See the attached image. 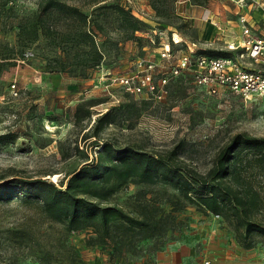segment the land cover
<instances>
[{
    "label": "rangeland",
    "instance_id": "rangeland-1",
    "mask_svg": "<svg viewBox=\"0 0 264 264\" xmlns=\"http://www.w3.org/2000/svg\"><path fill=\"white\" fill-rule=\"evenodd\" d=\"M40 1L14 0L8 4L13 11L1 8V42L20 47L18 24L34 14ZM67 1L98 23L99 65L87 59L88 43L68 36L74 21L65 17L53 32L27 45L23 55L15 53L12 63L0 65V177L67 182L82 166L104 160L100 151L107 141L156 154L178 148L183 164L208 174L234 134L264 135V95L246 98L228 89L210 94L187 73L172 78L169 95L155 100L135 98L101 79L108 69L132 72L140 57L159 62L161 42L173 31L202 51H228L218 39L212 13L225 10L220 32L234 33L227 27L235 25L238 33L240 14L264 12L258 0ZM117 4L141 21L140 30L125 26ZM204 26L214 31L208 39L201 35ZM256 27L264 32L262 24ZM170 62L162 60L167 70ZM105 112L107 118L96 124ZM244 172L261 192V207L253 217L264 224V171L249 165ZM120 182L108 198L82 194L147 219L149 226L113 217L107 235L98 226L70 230L65 221L50 217L40 200H0V264H224V256L230 264H247L250 252L264 256L263 234H254L253 245H246L238 240L234 223L206 212L170 184L136 176Z\"/></svg>",
    "mask_w": 264,
    "mask_h": 264
},
{
    "label": "trees",
    "instance_id": "trees-1",
    "mask_svg": "<svg viewBox=\"0 0 264 264\" xmlns=\"http://www.w3.org/2000/svg\"><path fill=\"white\" fill-rule=\"evenodd\" d=\"M11 1L14 0H0V10L8 7L13 11V5L8 6ZM115 7L126 27L132 32L141 29V21L127 8L120 4ZM62 17L73 19L74 27L69 29L68 36L74 37L77 42L88 43L92 50L87 53V59L91 57L99 65L102 55L94 29L98 23H93L80 6L67 0H41L34 14L18 24L17 41L20 47L0 41V65L12 63L11 59L16 58L15 53L23 55L25 47L41 34L53 32ZM218 54L230 55L233 52L221 51ZM108 115L109 112L103 113L95 123ZM178 154V148L156 154L107 141L100 151V158L104 160L82 166L67 182L57 184L42 177H0V200L8 201L16 196L26 201L40 200L44 211L53 219L65 221L70 230L98 226L107 235L110 233L109 220L113 217L134 226L150 224L147 219L132 216L118 206L103 204L82 193L90 192L108 198L119 187V179L123 183L136 176L143 181L161 180L168 183L206 212L218 214L234 223L238 240L246 242V245H253L254 234L264 235V224L253 217L261 207V192L246 181L244 172L249 165L259 166L264 171V135L246 131L234 134L218 153L216 163L208 174L199 173L183 164ZM106 183L113 184L105 188Z\"/></svg>",
    "mask_w": 264,
    "mask_h": 264
},
{
    "label": "built area",
    "instance_id": "built-area-1",
    "mask_svg": "<svg viewBox=\"0 0 264 264\" xmlns=\"http://www.w3.org/2000/svg\"><path fill=\"white\" fill-rule=\"evenodd\" d=\"M260 5L264 6V1ZM240 24L238 36L234 35L225 42V48L233 54L202 51L197 43L189 44L179 32L173 31L161 42L159 62L140 57L135 60L132 72L117 73L108 69L103 71L101 79L116 84L135 98L144 95V98L155 100H163L169 95L172 78L187 73L192 74L197 87L210 94L228 89L246 98L264 95V33L258 30L248 14H240ZM152 41L155 42L153 38ZM186 43L187 49L184 50ZM163 59L171 61L169 70L162 64ZM204 264L212 263L207 260ZM261 264H264V257Z\"/></svg>",
    "mask_w": 264,
    "mask_h": 264
},
{
    "label": "crops",
    "instance_id": "crops-1",
    "mask_svg": "<svg viewBox=\"0 0 264 264\" xmlns=\"http://www.w3.org/2000/svg\"><path fill=\"white\" fill-rule=\"evenodd\" d=\"M262 1H264V0H262ZM258 2V4L260 5V2L261 1H257ZM261 6V5H260ZM225 7H226V5H225ZM224 11L225 10H222V14L221 15H219V16H217L215 13H212V17H211V19H212V22L213 23H215V25H217V29H216V31H217V33H220V35L218 36V39H222L224 42H226V40H228V39H230V38H232L234 35H237L238 36V34L240 33L239 31H238V33L236 32V29L238 30V27L237 26H235V25H231V26H229V27H227V29H228V31H229V29H231V30H233L234 31V33H228V32H220V22L222 23H224V21L226 20V15L224 14ZM249 15V14H248ZM195 16V14H192V16H190V17H194ZM250 16V15H249ZM250 19H251V21L255 24V25H257L258 23L259 24H262V29H263V31H264V12L263 11H259V10H257L256 12H254L253 13V16L251 15L250 16ZM227 22L228 23H230V22H233L232 20H227ZM210 27V26H209ZM209 27H207V29H206V27L204 26L203 27V30H202V33H201V35H202V37L203 38H205V39H208V37H209V35L210 34H212V32L214 33V31L212 30H209V33H208V28ZM211 29H214V28H211ZM240 29H241V27H240ZM211 32V33H210ZM236 32V33H235ZM264 33V32H263ZM249 258H248V261H247V264H261V261H262V259H263V257L264 256H260L259 254H257L256 252H250L249 253ZM225 258L224 259H227V260H223V262L222 263H224V264H230V261H229V259H231L230 257H228V256H224ZM220 261H221V259H220Z\"/></svg>",
    "mask_w": 264,
    "mask_h": 264
}]
</instances>
